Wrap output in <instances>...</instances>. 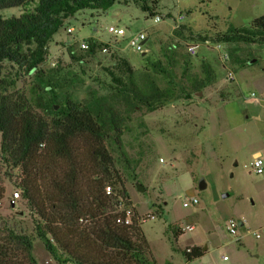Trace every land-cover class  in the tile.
Segmentation results:
<instances>
[{
  "label": "rangeland",
  "instance_id": "374dc122",
  "mask_svg": "<svg viewBox=\"0 0 264 264\" xmlns=\"http://www.w3.org/2000/svg\"><path fill=\"white\" fill-rule=\"evenodd\" d=\"M147 1H153L161 22L141 12L136 0H118L103 12L82 10L64 21L39 66L56 81L55 102L47 103L35 75L3 64L4 75H19L9 91L48 116L56 115L66 97L111 107L120 134L110 133L104 143L125 192L118 200L130 216L135 212L154 264H264V43L216 39L228 27H246L263 15L264 0ZM26 10L9 8L0 16L17 17ZM179 15L182 19L174 21ZM110 25L124 35L112 39ZM139 33L144 40L138 52L128 41ZM87 38L126 57L140 91L146 93L152 82L168 98L148 109L111 89L102 68L113 60L104 54L86 58L79 48ZM190 45L193 56L186 53ZM69 54L84 58L72 61ZM256 151L263 154L259 175L250 168ZM0 187V228L6 222L29 241L35 264H56L32 230L34 217L26 203L21 197L11 203L18 190L8 177L1 175ZM191 198L197 203L183 208ZM228 219L237 223L234 236L225 231ZM187 225L193 230H180ZM171 231L182 234L173 240ZM194 245L203 255L185 261L180 251Z\"/></svg>",
  "mask_w": 264,
  "mask_h": 264
},
{
  "label": "trees",
  "instance_id": "16d2710c",
  "mask_svg": "<svg viewBox=\"0 0 264 264\" xmlns=\"http://www.w3.org/2000/svg\"><path fill=\"white\" fill-rule=\"evenodd\" d=\"M117 2L0 0V11L27 7L17 17L0 16V182L1 175L6 176L19 191V198L34 217L35 236L56 264H154L135 212L130 224L124 225V213L118 210V198H124L125 192L104 141L110 133L119 136L120 121L111 107L99 100L80 104L69 97L64 98L56 115L38 113L25 98L9 91L18 73L4 75L2 70L9 66L16 72L32 73L47 103L55 102L56 81L39 69L46 45L69 17L82 10L103 12ZM136 2L141 12L156 15L153 1ZM216 39L223 43H264V14L246 27H228ZM82 42L87 49L79 51L86 58L102 54L112 58L110 67L102 68L109 79L107 84H113L111 89L148 109L168 98L152 82L146 93L140 91L132 81L129 60L108 44L92 38ZM69 57L76 62L84 58ZM106 187L111 189L109 195ZM2 197L0 187V201ZM15 233L6 222L0 228V264H35L28 254L29 241ZM180 234L171 231L173 240ZM180 252L185 261L203 255L196 246ZM16 253L25 259H17Z\"/></svg>",
  "mask_w": 264,
  "mask_h": 264
},
{
  "label": "built area",
  "instance_id": "2783aa9c",
  "mask_svg": "<svg viewBox=\"0 0 264 264\" xmlns=\"http://www.w3.org/2000/svg\"><path fill=\"white\" fill-rule=\"evenodd\" d=\"M163 16L161 15H154L152 17V20L153 22L155 23H158V22H161V18ZM182 19V16L179 15L177 16L176 19H174V21L176 20H180ZM107 32L111 35L112 39L114 40H118V38L122 37L124 35V30L120 27H116L114 25H110L107 27ZM72 31V29H66V32L67 33H70ZM144 40V36L143 34L139 33L137 36H134L132 39H130L128 41V45L136 50V51H141V45H142V42ZM109 45V44H108ZM80 48L81 49H87V44L85 42H81L80 44ZM216 50H218L220 48L219 45H216L215 46ZM186 53L190 56H193L195 54V47L190 45V46H187L186 47ZM219 53V51H218ZM221 55V59H226V55L224 53H219ZM227 76L229 79H233L232 77V73L230 71H228L227 73ZM251 96H254L253 94H251ZM262 166H263V161H262V157L261 155H255L253 158H252V161L250 163V168H251V171L255 174V175H259V174H262ZM105 193L107 195H109L111 193V189L109 187H106L105 188ZM19 199V194L18 192H13L12 193V197H11V203H13V200H18ZM119 202V205H118V210L122 211L124 213V218L123 220L121 221L124 225H129L130 222H131V217L130 214H131V211L130 210H124L122 209V204L120 202V200H118ZM197 203V201L194 199V198H191L190 200L188 201H185V202H182L181 206L183 208H187L189 206H193ZM138 219V218H137ZM225 231L228 235H231V236H234L235 233H236V228H237V223L233 220V219H228L225 223ZM181 231H185V230H188V231H191L193 230V226L192 225H187L185 226L184 228L180 229ZM259 235L257 233L254 234V238H258ZM186 252H189V249H186ZM225 256H222L221 259L222 260H225Z\"/></svg>",
  "mask_w": 264,
  "mask_h": 264
},
{
  "label": "crops",
  "instance_id": "0c3cea01",
  "mask_svg": "<svg viewBox=\"0 0 264 264\" xmlns=\"http://www.w3.org/2000/svg\"><path fill=\"white\" fill-rule=\"evenodd\" d=\"M115 48H116V47H115ZM255 155H262V156H263V154H262L261 152H257V151H256V152H253L252 155H251V161H252V158H253ZM241 225H242V224H240V226H241ZM261 228L264 229V224L261 225ZM245 236H246L245 234H242V235L240 236V238L243 239V238H245ZM194 246H196V245H194ZM196 247H200V246H196ZM200 248H201V247H200ZM202 252H203V251H202Z\"/></svg>",
  "mask_w": 264,
  "mask_h": 264
},
{
  "label": "water",
  "instance_id": "95a60500",
  "mask_svg": "<svg viewBox=\"0 0 264 264\" xmlns=\"http://www.w3.org/2000/svg\"><path fill=\"white\" fill-rule=\"evenodd\" d=\"M143 43V42H142ZM250 63V62H249ZM138 189L140 190V191H142V188L141 187H138ZM225 196V195H224Z\"/></svg>",
  "mask_w": 264,
  "mask_h": 264
}]
</instances>
